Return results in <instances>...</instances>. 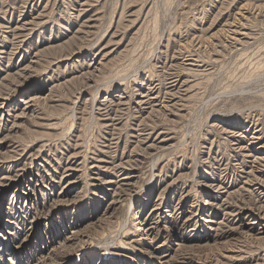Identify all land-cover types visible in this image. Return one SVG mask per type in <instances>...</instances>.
I'll use <instances>...</instances> for the list:
<instances>
[{"label":"rangeland","instance_id":"374dc122","mask_svg":"<svg viewBox=\"0 0 264 264\" xmlns=\"http://www.w3.org/2000/svg\"><path fill=\"white\" fill-rule=\"evenodd\" d=\"M3 95L32 109L0 122V245L9 208L40 224L2 264H142L145 237L170 264H264V206L231 214L264 194V0H0Z\"/></svg>","mask_w":264,"mask_h":264},{"label":"bare ground","instance_id":"6f19581e","mask_svg":"<svg viewBox=\"0 0 264 264\" xmlns=\"http://www.w3.org/2000/svg\"><path fill=\"white\" fill-rule=\"evenodd\" d=\"M229 26H232V25H229ZM229 28V27H228ZM235 28V27H234ZM233 28V29H234ZM232 28H231V30H233ZM234 32H237L236 30L234 31ZM232 33H233V31H232ZM237 38V37H236ZM235 40V39H234ZM177 80V79H176ZM170 82V81H169ZM173 89V88H172ZM170 92V91H169ZM6 93V92H5ZM3 94V93H2ZM147 95V94H146ZM158 95V94H157ZM8 97V96H7ZM6 96L4 97V95L3 96H0V122L2 123H4V124H7V122H9L10 121V119H11V117H15V122L17 121V120H19V118H21V117H24L25 115H27L28 113L27 112H29V111H31V100H26L25 98H20L18 101H19V103L17 104V105H15L16 103H14V102H11L10 104H8V102L6 101V98H7ZM141 97H142V95H141ZM155 97V96H154ZM163 97V96H162ZM30 98V97H29ZM150 98V97H149ZM78 100V99H77ZM144 100V99H143ZM142 100V101H143ZM151 100V99H150ZM139 101V100H138ZM137 101V102H138ZM104 102V101H103ZM112 102V101H111ZM124 102V101H123ZM120 103V102H119ZM114 104V103H113ZM116 104V103H115ZM140 105V104H139ZM15 106H18L19 108H21V111L19 112V113H16V111L18 110V108L16 109V107ZM106 106V105H105ZM103 107V106H102ZM13 109H16V110H14L13 111ZM27 113V114H26ZM14 119V118H13ZM114 120V119H113ZM112 121V120H111ZM12 125H15V123L14 124H12ZM250 126V125H249ZM261 130V129H260ZM255 131V130H254ZM257 131V130H256ZM149 132V131H148ZM247 132V131H246ZM144 133V132H143ZM145 134V133H144ZM255 136V135H254ZM254 136H253V139H254ZM258 136H259V134H258ZM245 137V136H244ZM243 138V137H242ZM257 138V137H256ZM153 139V138H152ZM252 139V138H251ZM153 141V140H152ZM258 141V140H257ZM259 141H260V139H259ZM248 142V141H247ZM252 142V141H251ZM156 143V142H155ZM250 143V142H249ZM252 144V143H251ZM247 145V144H246ZM262 145V144H261ZM264 146V145H263ZM246 148V147H245ZM244 149V148H243ZM40 152V151H39ZM258 150L256 149L255 150V152L254 151H252V152H250L251 154V157H252V159L254 160H260V161H263L264 162V158H262V157H259V155H258ZM248 153H249V151H248ZM254 153V154H253ZM38 154H40V153H38ZM247 155V154H246ZM37 157V156H36ZM121 158V157H120ZM17 159V158H16ZM45 159V158H44ZM37 160V159H36ZM50 160V159H49ZM56 160V159H55ZM90 160V159H89ZM115 160V159H114ZM48 161V160H47ZM61 161V160H60ZM124 161V160H123ZM79 162V161H78ZM253 162V161H252ZM29 163H30V161H29ZM50 164H51V162H49ZM77 163V162H76ZM119 163V162H118ZM117 163V164H118ZM122 163V162H121ZM116 164V165H117ZM252 164V163H251ZM76 165V164H75ZM74 165V166H75ZM119 165V164H118ZM121 165V164H120ZM49 166V165H48ZM65 166V165H64ZM250 166V165H249ZM253 166V165H252ZM260 166V165H259ZM261 166H262V164H261ZM54 167V166H53ZM111 167H113V166H111ZM117 167V166H116ZM127 167V166H126ZM257 167V166H256ZM263 167H264V165H263ZM55 168V167H54ZM53 168V169H54ZM69 168H71V166L69 167ZM73 168V167H72ZM79 168V167H78ZM115 168V167H114ZM58 169V168H57ZM116 169V168H115ZM250 169H252V167L250 168ZM259 169H261V168H259ZM44 170H46V169H44ZM113 170V169H112ZM253 170V169H252ZM74 171H75V169L74 170H72L71 169V172L70 173H67V175L65 176V177H62V178H60L62 181L63 180H66L67 179V181L69 182L70 181V179H71V177L70 176H73V174H74ZM76 171H78V170H76ZM256 171V170H255ZM118 172V171H117ZM252 172V171H251ZM64 173V172H63ZM128 173V172H127ZM133 173V172H132ZM50 174V173H49ZM94 174V173H93ZM97 174V173H96ZM122 174V173H121ZM63 175V174H62ZM125 175V174H124ZM253 175V174H252ZM55 176V175H54ZM77 176V175H76ZM98 176V175H97ZM96 176V177H97ZM116 176V175H115ZM118 176V175H117ZM129 176V175H128ZM101 177V176H100ZM120 177H122V176H120ZM3 178V177H2ZM127 178V177H126ZM130 178V177H129ZM7 179V178H6ZM52 179V178H51ZM121 179V178H120ZM247 179V178H246ZM101 180V179H100ZM129 180V179H128ZM226 180V179H225ZM107 181V182H106ZM105 181V183H108L109 184V181L108 180H106ZM57 183L56 184H54L52 187H55V185H57L58 186V184L60 183L59 182V180L58 181H56ZM73 182H74V180H73ZM225 182V181H224ZM28 183H30V181L28 182ZM32 183V182H31ZM48 183V182H47ZM55 183V182H54ZM102 183H104V181L102 182ZM226 183V182H225ZM244 183H245V181H244ZM9 184V180H0V188H2V187H4V186H7ZM37 184V183H36ZM42 185H41V189H39L40 191L42 190V187H46V185L44 186L43 185V183H41ZM73 184V183H72ZM254 184H256V185H258V183H253V185ZM31 185V184H30ZM51 185V184H50ZM60 185V184H59ZM19 187H18V191L16 192V194H12V197H11V206L13 205V203H14V201L16 202V207L18 208V204L20 203L21 204V200L23 201V200H26V199H28V197H27V194L28 193H26V188H25V185L22 183V184H19L18 185ZM222 186V185H221ZM226 187V186H225ZM47 188H49V187H47ZM242 188V187H241ZM29 189V188H28ZM27 189V190H28ZM35 189V188H34ZM44 189V188H43ZM53 189V188H52ZM57 189H58V187H57ZM57 189H55V190H57ZM61 189V188H60ZM112 190V189H111ZM70 191V190H69ZM250 191L251 192H254L252 189H250ZM61 192V191H60ZM114 192V191H113ZM218 192V191H217ZM45 193V192H44ZM108 194V193H107ZM218 194V193H217ZM43 195V194H42ZM104 195H105V193H104ZM122 195V194H121ZM228 195V194H227ZM43 197V196H42ZM112 197V196H111ZM263 197H264V194H260L259 196H258V198H257V203L258 204H255L256 205V207H254L253 208V205L251 206V208H246V207H244V206H241V207H239L238 208V211L237 212H232L231 213V210H229V211H224V213L225 212H229V214L231 213L232 215H233V223L234 224H236V226L237 227H239V228H242L243 226H245V224H248V226H249V228H252V226H254L258 221H259V218H260V210H261V208H262V206H264V199H263ZM117 199V198H116ZM119 199V198H118ZM216 200H220V201H218L219 202V205H221V207L223 208V209H226L227 207H229V204H227L225 201H222L221 200V197H220V195L219 196H216V198H215ZM63 200V199H62ZM103 200H105L104 198H103ZM201 200H203L202 198H201ZM200 200V201H201ZM60 201V200H59ZM110 201V200H109ZM200 201H199V203H200ZM159 202V201H158ZM203 202H205V201H203ZM217 202V203H218ZM23 203H24V201H23ZM75 203V202H74ZM157 203V202H156ZM67 204V203H66ZM76 204V203H75ZM158 204H160V203H158ZM165 204V203H164ZM228 206H227V205ZM97 205V204H96ZM110 205H111V203H110ZM196 205V204H195ZM217 205V204H216ZM218 205V206H219ZM192 206V205H191ZM194 206V205H193ZM192 206V207H193ZM224 206V207H223ZM239 206V205H238ZM14 207V206H13ZM28 207V206H27ZM59 207V206H58ZM110 207V206H109ZM108 207V208H109ZM166 207V206H165ZM195 207V206H194ZM250 207V206H249ZM54 208V207H53ZM52 208V209H53ZM221 208V209H222ZM13 210V208L11 207V208H9V211L8 212H10V213H8L9 214V219H8V221H7V225H6V227H5V229H3V232H2V239L3 240H5L3 243H4V245L5 246H7L8 247V249H3L2 248V245H0V258H1V260L4 258V255L5 254H7L6 252L8 251V254H15V255H18L19 253H17V251L19 250V249H21L24 245H25V248L24 249H27L28 248V242H29V240H30V238H31V236L33 235V237L32 238H35V236H36V232L38 231V226H39V224H40V219H32L31 221H28L27 222V219L26 218H24V220L22 221V223H21V226H19V229H18V231L17 230H15V227H16V222H15V220H14V212L12 211ZM70 209V208H69ZM167 209V208H166ZM195 209H197V207L195 208ZM235 209H236V207H235ZM17 211V210H16ZM15 211V212H16ZM67 211V210H66ZM107 211V210H106ZM203 211H204V206L201 204L199 207H198V209H197V211H195L196 213V215L191 219V221L189 222V223H192V226H193V228L190 230L191 232H189V235H186V237H191L190 239H192V238H195L196 237V235H199V229H200V227L199 226H201V224H203L204 223V218H202V215H203ZM189 212L191 213L192 211H190L189 210ZM22 213V212H21ZM85 213V212H84ZM173 213V212H172ZM177 213V212H176ZM223 213V214H224ZM16 214V213H15ZM113 214V213H112ZM167 214V213H166ZM230 214V215H231ZM168 215V214H167ZM179 215V214H178ZM220 215V214H219ZM18 216V215H17ZM105 216V215H104ZM146 218H147V221H146V223L144 224V226H145V233H147V234H151L152 233V231L154 232V230H152V228L153 227H149V229H146V228H148V226H149V224H150V226H152V225H154V224H156L157 222H159V221H165L166 222V220H167V217H166V215H165V210L162 208V207H160V206H156L155 205V207H154V205H153V207H151V208H149L148 210H147V213H146ZM169 216V215H168ZM176 216V215H175ZM226 216V215H225ZM224 216V217H225ZM100 217V216H99ZM192 217V216H191ZM11 218H13V221L11 220ZM37 218V217H36ZM222 218V217H221ZM17 219V218H16ZM189 219V218H188ZM217 219V218H216ZM229 219H231V217L229 218ZM11 220V221H10ZM173 220H176V219H173ZM222 220V219H221ZM228 220V219H227ZM21 221V220H20ZM176 221H178V220H176ZM217 221V220H216ZM46 222V221H45ZM97 222V221H96ZM165 222H163V223H165ZM184 222V221H183ZM185 222H187L186 220H185ZM10 223H12V224H10ZM143 223H144V221H143ZM161 223V222H160ZM159 223V224H160ZM218 223V222H217ZM226 223V222H225ZM70 224V223H69ZM176 224V223H175ZM181 224V223H180ZM219 224V223H218ZM172 225H174V224H172ZM183 225H184V223H183ZM191 225V224H190ZM199 225V226H198ZM185 226V225H184ZM141 227H143V226H141ZM175 227V226H174ZM173 227V228H174ZM179 227V226H178ZM219 227V226H218ZM222 227V226H221ZM227 227V226H226ZM229 227V226H228ZM230 228H232V227H230ZM142 229V228H141ZM179 229V228H178ZM197 229V230H196ZM214 229V228H213ZM222 229V228H221ZM15 230V231H14ZM225 230V229H224ZM223 230V231H224ZM74 231V230H73ZM76 231V230H75ZM137 231V230H136ZM142 231V230H141ZM183 231V230H182ZM226 231V230H225ZM186 232V231H185ZM218 232H219V230H218ZM144 233V234H145ZM188 233V232H187ZM198 233V234H197ZM217 233V232H216ZM215 233V234H216ZM220 233V232H219ZM222 233V232H221ZM183 234V233H182ZM143 235V234H142ZM154 235V234H153ZM144 236H146V235H144ZM206 236V235H205ZM225 236H227V235H225ZM184 237V236H183ZM203 238V236H199V238ZM207 237H211V238H213V237H215V235H213L212 233H208L207 234V236H206V238ZM217 237V236H216ZM148 238V237H147ZM146 237L145 238H143V242H142V244H141V247L140 248H142L144 245H146L148 248L145 250V249H143L144 251H145V253L148 255V256H151V257H153V258H150V259H147V261L149 260V262H147V261H143V258L141 257V263L143 264V262H144V264L146 263V264H170L169 262H170V259L174 256V255H170V253L167 255V253H165V254H160L161 253V247L160 246H154L155 244H153L152 242H151V240L152 239H150V241L147 239ZM154 238V237H153ZM158 238V237H157ZM180 238H181V235H180ZM200 238V239H201ZM65 239V238H64ZM144 239H147V240H144ZM217 239V238H216ZM188 242H189V240H187ZM66 243H67V241H65ZM173 242V241H172ZM178 242V241H177ZM183 242H185V241H183ZM180 243V242H179ZM2 244V243H1ZM64 244V243H63ZM62 244V245H63ZM65 245V244H64ZM178 246H180V245H182V243L181 244H177ZM176 245V246H177ZM185 245V244H184ZM166 246V245H165ZM177 246V247H178ZM163 247V246H162ZM57 248V247H56ZM172 248V247H171ZM174 248V247H173ZM65 249V248H64ZM166 249V248H165ZM169 249V248H168ZM176 249V248H175ZM174 249H172V251H173ZM177 250H178V248H177ZM47 252V251H46ZM167 252V251H166ZM53 253V252H52ZM58 253V252H57ZM175 253V252H174ZM177 253V252H176ZM181 253V252H180ZM47 254V253H46ZM56 254V253H55ZM159 254L161 255V256H159ZM183 254V253H182ZM32 255V254H31ZM35 255V254H34ZM147 256V257H148ZM177 256H178V254H177ZM176 256V257H177ZM24 257V256H23ZM89 257V256H88ZM188 258V257H187ZM186 258V259H187ZM34 259V258H33ZM41 260V259H40ZM54 260V259H53ZM55 261V260H54ZM183 261V260H182ZM63 262V261H62ZM185 262V261H184ZM2 263H4V262H2V261H0V264H2ZM36 263V262H35ZM57 263V262H56ZM55 263V264H56ZM48 264V263H47ZM255 264V263H254ZM256 264H257V262H256Z\"/></svg>","mask_w":264,"mask_h":264}]
</instances>
